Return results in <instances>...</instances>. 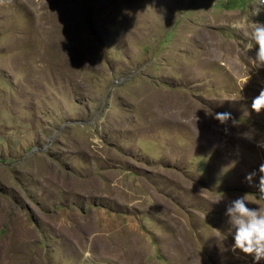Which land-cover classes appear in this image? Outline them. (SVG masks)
<instances>
[{"label": "rangeland", "instance_id": "obj_1", "mask_svg": "<svg viewBox=\"0 0 264 264\" xmlns=\"http://www.w3.org/2000/svg\"><path fill=\"white\" fill-rule=\"evenodd\" d=\"M255 7L0 0V264H253L225 210L264 207V70L229 27Z\"/></svg>", "mask_w": 264, "mask_h": 264}, {"label": "clouds", "instance_id": "obj_2", "mask_svg": "<svg viewBox=\"0 0 264 264\" xmlns=\"http://www.w3.org/2000/svg\"><path fill=\"white\" fill-rule=\"evenodd\" d=\"M261 12V8L257 6L248 15L240 17L229 25L234 31H243L247 34L248 40L242 42L239 50L247 53L254 49L253 55L248 59L256 70H264V23L254 21L249 17H256ZM244 83H247V79ZM260 83L259 94L251 102V109L255 113H260L264 109V81ZM213 119L224 125L232 118L228 112H217L213 114ZM236 123L237 121L233 119L232 124ZM224 131L227 132V128ZM241 135L251 140L253 131L249 130ZM256 146L264 150V140L256 141ZM258 171L260 175L256 184V200L259 203L264 202V162L259 165ZM255 175V172L248 173L245 180L250 183ZM248 202V195L237 196L226 206L225 215L228 218L227 222L231 225L233 239L231 250L233 252L239 250L240 253L250 255L253 264H257L264 260V207H249Z\"/></svg>", "mask_w": 264, "mask_h": 264}, {"label": "built area", "instance_id": "obj_3", "mask_svg": "<svg viewBox=\"0 0 264 264\" xmlns=\"http://www.w3.org/2000/svg\"><path fill=\"white\" fill-rule=\"evenodd\" d=\"M256 6H264V0H253Z\"/></svg>", "mask_w": 264, "mask_h": 264}, {"label": "water", "instance_id": "obj_4", "mask_svg": "<svg viewBox=\"0 0 264 264\" xmlns=\"http://www.w3.org/2000/svg\"><path fill=\"white\" fill-rule=\"evenodd\" d=\"M53 136H54V135H52V136L48 139L47 144L50 143V141H51V139H52ZM44 150H45V148L34 149V150H31V152H32V151L43 152Z\"/></svg>", "mask_w": 264, "mask_h": 264}]
</instances>
